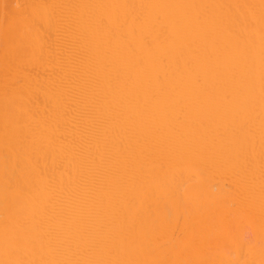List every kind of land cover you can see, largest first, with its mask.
I'll return each instance as SVG.
<instances>
[{
  "label": "bare ground",
  "instance_id": "1",
  "mask_svg": "<svg viewBox=\"0 0 264 264\" xmlns=\"http://www.w3.org/2000/svg\"><path fill=\"white\" fill-rule=\"evenodd\" d=\"M0 264H264V0H0Z\"/></svg>",
  "mask_w": 264,
  "mask_h": 264
}]
</instances>
